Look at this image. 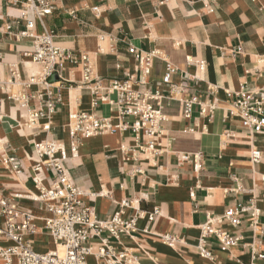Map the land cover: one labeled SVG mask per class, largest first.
<instances>
[{"label":"crops","instance_id":"crops-1","mask_svg":"<svg viewBox=\"0 0 264 264\" xmlns=\"http://www.w3.org/2000/svg\"><path fill=\"white\" fill-rule=\"evenodd\" d=\"M54 5L50 15L35 19L33 31L51 30L54 44L73 54L75 61H65L63 79H50L60 102L50 130L43 131L39 124L45 119L26 126L27 108L10 98L37 89L36 84L25 83L40 66L25 63L31 60L23 55L31 50V42L13 36L24 21L18 20L16 8L0 0V157L13 154L21 164L14 171L0 160V193L12 197L36 192L26 158L32 155V143L54 139L68 150L70 113L86 111L120 123L116 104L91 105L93 82L83 83L79 63V55L86 53L99 94L112 79L131 74L136 89L158 88L164 96L166 119L159 124L157 154H144L135 147L132 133L121 130L78 140L77 154L65 160L74 184L85 192L82 204L98 219L109 217L123 200L133 202L125 217L144 214L132 237L122 235L112 240L113 246L131 249L137 264H264V131L244 127L231 110L235 93L264 91V0H54ZM8 24L14 28L11 34ZM130 46L159 52L147 76L139 72ZM188 57L202 61L203 68L189 64ZM166 60L177 68L170 77L181 88L177 99L169 98L167 87L159 84ZM109 97L116 100L115 93ZM179 99H193L189 117L183 115ZM28 106L39 104L29 99ZM201 106L213 109L202 113ZM254 148L261 151L258 163L250 159ZM19 204L35 215L36 231L25 235L33 249L41 253L53 249L38 204L26 199ZM250 206L259 208L257 217L248 208L238 214L237 225L219 220L229 208ZM154 208L159 215L148 220ZM208 219H213L214 229L238 237L234 245L222 247L214 234L208 235L211 258L201 256L197 247L200 225ZM164 235L174 237V242L164 243ZM90 240L95 247L98 239ZM86 260L104 264L94 255Z\"/></svg>","mask_w":264,"mask_h":264},{"label":"built area","instance_id":"built-area-1","mask_svg":"<svg viewBox=\"0 0 264 264\" xmlns=\"http://www.w3.org/2000/svg\"><path fill=\"white\" fill-rule=\"evenodd\" d=\"M2 3L10 5L18 10V20L24 21L22 29H16L13 36L15 40H29L31 50L23 52L32 61L38 63L41 70L37 74L31 73L27 86L36 84L37 89L28 95H11L21 107L27 108L28 127L39 124L41 119L44 123L39 124L43 131L50 130V123L60 102L59 93L53 90L50 81L55 75L62 78L65 61H75L73 54L57 46L53 42L52 31L46 29L40 34H35V19H43L50 15L55 9L54 0H1ZM93 10L99 13L97 7ZM7 34L14 30L11 24L6 26ZM139 72L143 77L150 73L152 62L159 56L157 50L142 51L130 46ZM165 73L160 81L168 90V97L177 99L181 88L171 82V75L177 71L169 61H165ZM189 64L203 68L202 61H195L188 57ZM79 63L82 67L83 83L90 84L93 98L91 105L95 106L98 101L118 106V118L120 123L113 124L109 117L97 116L86 111H75L69 114L71 126L69 127L70 143L68 150L62 142L54 139H40L32 143V155L26 157L30 162L32 171V182L36 192L24 194H13L12 197L0 193V261L2 264H89L86 260L88 255H94L96 259L104 264H137L138 258L129 248L116 249L113 241H118L122 235L132 237L137 229V219L144 214H133L125 217V209L133 204L130 200H123L119 203L118 209L105 219H98L95 213L82 204L81 197L85 192L74 184L65 160L75 156L78 150V140L89 138L106 132L129 130L138 148L146 155H155L159 152L158 136L160 135L159 124L166 119L162 112V92L154 90H139L134 87V78L131 74L124 77L112 79L104 93H98L100 86L93 75V63L86 53L79 55ZM115 93L116 100L109 97ZM236 100L231 110L237 113L241 124L253 131H264V91L251 92L241 90L235 93ZM36 100L38 107L29 108L28 100ZM182 103V112L185 117L191 114L193 99H179ZM213 106L202 107L201 112L211 111ZM132 117L131 123L126 118ZM124 150L125 147L121 146ZM131 157L136 159V153ZM187 156H183V159ZM250 159L258 163L261 159V151L252 149ZM1 163L14 171L21 169V164L13 154H2ZM197 156H195L194 169H198ZM264 179V176L262 177ZM47 181V185L43 182ZM26 199L38 204V209L43 211L40 217L42 228L52 237L55 247L47 252L41 253L33 249L30 240L25 235L36 231L34 223L35 215L31 209L20 206L19 200ZM251 208L253 218L259 215V208L256 207H234L227 209L219 218L226 220L231 225L239 223L238 214ZM159 215L157 208H154L148 215V220H153ZM213 219H208L200 225V236L197 247L203 257L211 258V252L206 246V237L214 234L222 247L234 245L238 237H232L227 231L214 229L211 225ZM98 239L95 247L90 238ZM174 237L162 236L164 243L172 244Z\"/></svg>","mask_w":264,"mask_h":264},{"label":"bare ground","instance_id":"bare-ground-1","mask_svg":"<svg viewBox=\"0 0 264 264\" xmlns=\"http://www.w3.org/2000/svg\"><path fill=\"white\" fill-rule=\"evenodd\" d=\"M25 63H30V64H36V65H39L38 63H35L34 61H32V60H29V62H25ZM40 66V65H39ZM40 70H41V67H40ZM40 70L38 71V73L40 72ZM23 124V123H22ZM71 126V124L69 125V127ZM3 142V140H1L0 139V144ZM53 240V239H52ZM54 243V242H53ZM54 246H56L55 244H54Z\"/></svg>","mask_w":264,"mask_h":264},{"label":"water","instance_id":"water-1","mask_svg":"<svg viewBox=\"0 0 264 264\" xmlns=\"http://www.w3.org/2000/svg\"><path fill=\"white\" fill-rule=\"evenodd\" d=\"M55 78H56V76H55V75H53V76H52V79H55Z\"/></svg>","mask_w":264,"mask_h":264}]
</instances>
